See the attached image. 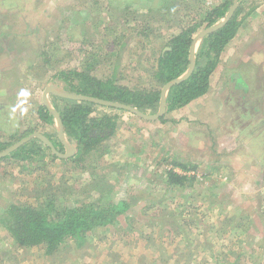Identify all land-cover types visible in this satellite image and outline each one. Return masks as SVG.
I'll list each match as a JSON object with an SVG mask.
<instances>
[{"label":"rangeland","instance_id":"374dc122","mask_svg":"<svg viewBox=\"0 0 264 264\" xmlns=\"http://www.w3.org/2000/svg\"><path fill=\"white\" fill-rule=\"evenodd\" d=\"M221 1L0 0V142L58 134L37 113L46 90L65 92L53 80L59 70L110 74L112 48L120 50L111 35L130 37L138 26L118 27L122 10L156 11V34L168 38ZM244 7L251 13L208 93L166 122L121 113L116 136L89 165L0 158V264H264V0ZM120 76L125 85L148 81L134 57ZM169 171L184 185H169ZM101 198L126 200L130 210L82 247L69 241L51 255L19 247L1 222L13 204L53 199L61 211Z\"/></svg>","mask_w":264,"mask_h":264},{"label":"trees","instance_id":"16d2710c","mask_svg":"<svg viewBox=\"0 0 264 264\" xmlns=\"http://www.w3.org/2000/svg\"><path fill=\"white\" fill-rule=\"evenodd\" d=\"M246 1L240 0L229 21L202 39L195 54L193 72L183 81L174 84L168 92L167 114L189 106L208 93L212 75L221 63L223 52L238 36L244 21L251 13L246 12L244 7ZM234 4L235 0H222L208 12H203L205 18L201 22L186 25L183 21L178 22L177 32L171 33L168 38L156 34V28L160 29L161 23L154 19L156 11L138 12L130 10L128 6V9L121 11L125 16L117 21V25L122 28L120 20L128 24L131 19L132 24L138 26L129 32L130 37L126 34L125 37L119 35L117 31L111 35L114 38L112 42H115L120 50L117 51L112 46L109 59L112 61V70L108 76H99L93 67H88L83 70H59L53 80L70 94L121 103L134 107L146 115H156L160 111L163 87L189 71L191 49L196 35L226 19ZM168 10H172V4ZM132 42H135V45L130 47ZM134 48L137 50L133 51ZM132 57L137 60L139 69L148 77L144 85H125L121 82L120 66H125ZM119 58L120 63H117L116 60ZM50 102L62 119L66 138L76 147L75 155L60 158L41 139L34 138L3 159L32 164L33 161L48 156L53 161L60 159L66 163L81 161L87 165L92 164L94 154L96 153L97 158L105 144L116 136L123 121L121 113H127L125 110L60 95L52 94ZM37 113L43 124L49 127L56 125L53 113L44 103L39 105ZM160 121L166 122L167 119L162 117ZM43 135L51 141L58 152H64L65 147L56 132ZM10 146L12 145L0 142V153ZM182 168L187 169L186 166ZM167 178L169 185H184L187 180L173 171H169ZM130 207L126 200L103 202L101 198L91 202H77L74 207H66L60 211L56 201L52 199L41 207L13 204L1 218V222L19 247L43 248L47 255H51L69 241H75L82 247L90 233L115 225L118 218L125 215Z\"/></svg>","mask_w":264,"mask_h":264},{"label":"water","instance_id":"95a60500","mask_svg":"<svg viewBox=\"0 0 264 264\" xmlns=\"http://www.w3.org/2000/svg\"><path fill=\"white\" fill-rule=\"evenodd\" d=\"M239 4H240V0H235V4L232 7V9H231V11H230V13L226 19H223L220 23H218L214 27L203 30L198 35H196V37L194 38V41H193L192 49H191V56H190L191 66H190V69L183 77H181L178 80L171 82V83H169L163 87L162 98H161V102H160V111L156 115H146V114L142 113L141 111H139L138 109L131 107V106H128V105H125V104L103 101L100 99H94L92 97L78 96V95L70 94L66 91L65 92H59V91H56V88H50V89H47L45 94H44L43 103L51 110V112L53 113V115L55 117L58 136H59L60 140L62 141L64 147H65V153L64 152L63 153L58 152L56 150V148L53 146V144L51 143V141L45 135L40 134V133H34L30 136L23 138L19 142L10 146L4 152L0 153V158L7 157L12 152L16 151L21 146H23L24 144H26L27 142H29L30 140H32L34 138L41 139L44 143H46L51 148L52 152L54 154L58 155L60 158H69V157H72L75 155V153H76L75 148L76 147L74 144L70 143L68 141V139L66 138V135L64 133V125H63L62 119H61L59 113L54 110V108L52 107V105L48 101V93L49 92H51L53 95H60V96L68 97V98L75 99V100L91 101V102H94V103L99 104V105L104 106V107H110V108L125 110V111L130 112L134 115H137L138 117L145 119L147 121H158V120H160V118L165 117L167 114V95H168V92L174 84L183 81L184 79L189 77V75L193 72V70L195 68V54H196L197 48H198L199 44L201 43L202 39L207 34L211 33L214 30L220 29L224 24H226L229 21V19L233 16V14L236 11V9L238 8Z\"/></svg>","mask_w":264,"mask_h":264}]
</instances>
